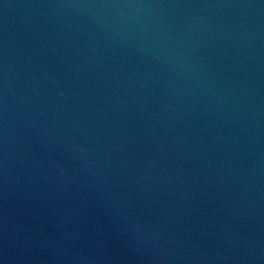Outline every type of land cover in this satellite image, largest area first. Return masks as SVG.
I'll return each instance as SVG.
<instances>
[{
  "label": "water",
  "instance_id": "obj_1",
  "mask_svg": "<svg viewBox=\"0 0 264 264\" xmlns=\"http://www.w3.org/2000/svg\"><path fill=\"white\" fill-rule=\"evenodd\" d=\"M0 264H264V0H0Z\"/></svg>",
  "mask_w": 264,
  "mask_h": 264
}]
</instances>
